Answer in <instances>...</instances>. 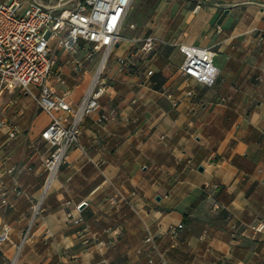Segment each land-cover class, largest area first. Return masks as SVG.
Returning a JSON list of instances; mask_svg holds the SVG:
<instances>
[{"label": "crops", "instance_id": "crops-1", "mask_svg": "<svg viewBox=\"0 0 264 264\" xmlns=\"http://www.w3.org/2000/svg\"><path fill=\"white\" fill-rule=\"evenodd\" d=\"M139 21L123 22L129 30L109 52L105 92L46 191L40 134L50 117L19 87L1 94L0 226L10 232L0 264H147L146 229L167 264H264V0H155ZM150 35L157 43L144 52ZM83 43L69 52L50 41L56 68L47 83L74 106L103 52L76 71ZM181 45L215 51L213 85L180 74ZM124 56L131 67L118 64ZM14 183L24 195L2 204ZM117 191L125 200L109 202ZM178 223L173 239L167 228Z\"/></svg>", "mask_w": 264, "mask_h": 264}, {"label": "built area", "instance_id": "built-area-1", "mask_svg": "<svg viewBox=\"0 0 264 264\" xmlns=\"http://www.w3.org/2000/svg\"><path fill=\"white\" fill-rule=\"evenodd\" d=\"M132 1L54 0L53 3L46 4L39 0H28L25 3L23 0H0V96L6 89L19 87L29 93L37 106L50 117L49 124L40 134L50 151L43 160L46 171L44 191L55 178L69 147L78 142L82 118L95 111L99 98L105 92L103 69L110 50L122 38L120 30ZM257 38L258 43L264 41V29L259 30ZM51 40L55 41L56 46L69 52H75L79 42H84L83 57H75L72 61L76 71L82 69L84 61H92L103 48L95 62L89 86L75 106L59 96L47 83L56 68V56L50 47ZM156 41L155 36H147L142 41L141 49L144 52L152 51ZM179 49L183 53V61L178 68L180 74L208 86L216 82L220 70L213 64L214 50L190 45H181ZM117 62L122 68L133 65L130 56L119 57ZM147 73L150 74L151 71ZM31 87L37 90V94ZM186 94L189 95L190 91ZM106 118V114H100L98 121ZM17 133L18 129L11 126L8 136L13 139ZM12 194L24 195V190L16 183L4 187L1 203L8 204ZM118 200H125L119 191L111 198L114 204ZM36 206L38 207L33 206V217L38 210L35 209ZM68 216L72 217L70 214ZM72 221L76 224L80 218H73ZM31 222L32 219L18 248L24 240L27 241L26 234H29ZM182 226V223L170 225L167 233L174 239ZM257 228L259 227H255ZM9 232L10 226L2 223L0 243L9 241ZM113 232L114 238L110 243L117 239L120 230L116 228ZM142 242L147 264H154L153 252L158 256L160 264H167L149 229H146Z\"/></svg>", "mask_w": 264, "mask_h": 264}, {"label": "rangeland", "instance_id": "rangeland-1", "mask_svg": "<svg viewBox=\"0 0 264 264\" xmlns=\"http://www.w3.org/2000/svg\"><path fill=\"white\" fill-rule=\"evenodd\" d=\"M42 1H43V3H46V4H50V3L54 2V0H42ZM154 3H155V0H133L132 3H131L130 8L128 9L124 24L125 23H129V22H132V23L136 24V23H139L140 22L139 20H142L144 17H148L150 15V13L152 12L153 8H154ZM134 28H136V25H134ZM128 30H129V28L126 27V25H123L121 27V30H120V35L123 37V35L125 33H127ZM106 66L107 65H105V67L103 69V73H102L103 77H105ZM105 84L107 85V80H105ZM49 152L50 151H48L47 155L49 154ZM111 198L108 199L109 202H110ZM38 211H39V208H38ZM32 212H33V209L31 210V215H32ZM36 216H37V214H36ZM33 220L34 219H32V222L30 224L29 234H30V230L32 228ZM26 229H27V226L23 229V231L21 233L20 241L22 240ZM29 234L28 235L26 234V238L27 237L29 238ZM120 234H121V232H120ZM25 243H26V241L24 240L23 243H22V246ZM22 246L20 247V249L22 248ZM141 246H143L142 242H141ZM152 255H154V252H153Z\"/></svg>", "mask_w": 264, "mask_h": 264}, {"label": "water", "instance_id": "water-1", "mask_svg": "<svg viewBox=\"0 0 264 264\" xmlns=\"http://www.w3.org/2000/svg\"><path fill=\"white\" fill-rule=\"evenodd\" d=\"M199 170H202V168H201V167H199ZM84 205H85V203H84V202H82V203L79 205V208H82Z\"/></svg>", "mask_w": 264, "mask_h": 264}, {"label": "bare ground", "instance_id": "bare-ground-1", "mask_svg": "<svg viewBox=\"0 0 264 264\" xmlns=\"http://www.w3.org/2000/svg\"><path fill=\"white\" fill-rule=\"evenodd\" d=\"M101 65H102V63H101ZM101 65H100L99 69L97 70V73L99 72V70H100V68H101ZM97 73H96V75H97ZM95 77H96V76H95ZM35 209L37 210L38 207L36 206Z\"/></svg>", "mask_w": 264, "mask_h": 264}]
</instances>
